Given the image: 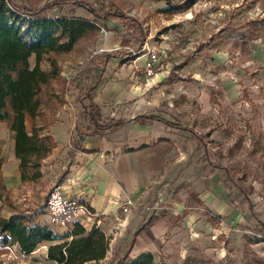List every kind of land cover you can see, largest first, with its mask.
Returning a JSON list of instances; mask_svg holds the SVG:
<instances>
[{
	"label": "rangeland",
	"instance_id": "rangeland-1",
	"mask_svg": "<svg viewBox=\"0 0 264 264\" xmlns=\"http://www.w3.org/2000/svg\"><path fill=\"white\" fill-rule=\"evenodd\" d=\"M13 1L20 6L43 9L57 0ZM89 1L96 4L95 0ZM187 1L109 0L117 10L140 20L146 39L131 60H111L97 93L104 81L110 86L119 84L121 89L140 92L137 97L152 100L159 115L203 134L214 159L227 171L220 170L223 181L229 175L237 186L232 190L236 204L247 194L255 205L257 218L247 206H238L236 216H229L217 225L214 239L205 234L194 241L182 231L175 234L168 231L164 244H215L214 249L191 245L184 251L167 248L156 254V264H264V229L258 222L264 223V0H198L190 6L185 4ZM38 18H74L98 27L79 39L71 51L45 56L42 69L52 71L48 58L54 59L57 74L41 93L40 116L27 127L32 133L36 125L44 134V129L53 131L63 124L72 125L74 115L66 114L71 104L79 108L73 110L77 121L83 118L79 115L81 103L76 104L75 100L82 88H90L96 82L101 72L99 63L106 54L120 49L125 29L120 21H96L92 13L72 3L43 9ZM19 24L24 29L30 26L24 18ZM152 54H157L156 74L146 78L143 67ZM30 62L35 65V55ZM56 135L61 139L63 132ZM79 142L73 139L72 149ZM173 143L179 148L189 147V133L178 131L177 143ZM193 151L190 161L201 162L203 149L194 145ZM66 156L60 154L52 163L42 161L47 180L21 185L16 199L6 185L3 171L6 167L13 172L19 161L8 123H1L0 183L6 185L9 195L0 190V218L18 210L31 214L34 223L35 211L45 212L49 193L62 182ZM189 192V184L180 182V178H160L155 196L145 206L146 212H155L166 220L164 215L171 210L181 212L182 207L198 205ZM183 197L187 199L181 206ZM31 204L38 207L33 210ZM210 214L214 220L218 219L212 210ZM167 221L177 226L175 217ZM13 244L9 242L7 246L17 251V258L9 256V250L0 244V264H53L45 251L49 244L41 245L30 255H23L19 246Z\"/></svg>",
	"mask_w": 264,
	"mask_h": 264
},
{
	"label": "crops",
	"instance_id": "crops-1",
	"mask_svg": "<svg viewBox=\"0 0 264 264\" xmlns=\"http://www.w3.org/2000/svg\"><path fill=\"white\" fill-rule=\"evenodd\" d=\"M105 75L107 76L106 72L103 79ZM95 90L92 95L93 102L102 109V124L112 120L127 119L128 123L124 127L109 132L88 134L90 126L86 121L84 108L89 105L90 100L81 101L79 94L75 102L81 103L80 112L84 114L79 115H83V118L77 121L73 110L78 111L79 108L71 104V109H68L69 112L66 114L68 117L74 115L72 125L63 124L62 127L53 131L44 129V134L54 139L56 147L43 162L52 163L60 154L67 155L64 158L67 161L64 168L66 172L59 186L67 198L75 199L91 208L93 216L87 220L88 231L93 227L100 228L109 239L106 257L98 263L86 264H110L116 255H122L127 250H130L129 257L132 259L144 253H152L156 261V254L167 248L184 251L191 245L205 250L214 249L215 244H164L166 243L164 236L168 231L173 234L182 231L183 234L191 235L194 241L205 234L214 239L217 225L221 223V220L236 216L238 205L232 203V200L236 202V199L233 191H228L225 186L226 179L223 181L220 174L222 169L216 170L213 176H208L210 168L204 153L201 162L190 161L194 145H199L189 131L171 128L167 123L160 121L135 120L138 116L152 114L165 121L178 123L159 115L152 100L137 97L141 94L140 92L121 89L119 84L110 86L105 81L98 93V89ZM136 97L138 100L133 101ZM30 122L33 123V120L27 117V127ZM178 131L189 133L191 142L189 147L179 148L173 143H177ZM61 132L63 135L60 139L56 134ZM12 135L14 149V134ZM73 139L80 141V145L74 149L70 145ZM167 162L169 165H166ZM44 163L42 164V181L47 180ZM5 168L3 175L6 185H9L8 189L17 199L19 187L23 185L19 166L13 172ZM160 178L166 180L180 178V182L189 184V195L198 205L182 207L181 212L171 210L164 215L166 220L160 214H154L155 212L147 213L145 206L155 196ZM126 196H133L135 201L139 202L138 206L128 214H124L119 208L120 202ZM186 199L183 197L180 201L181 206L185 205L182 202ZM30 207L34 210L38 206L31 204ZM211 210L217 215V220H210L206 212ZM35 212L37 216L34 224L49 225L60 234L67 233L65 229L52 223L46 208L45 212L38 213L37 210ZM166 216L175 217L177 226L174 227L173 223L168 224L169 217ZM177 253H180L179 250ZM168 262L170 263V260Z\"/></svg>",
	"mask_w": 264,
	"mask_h": 264
},
{
	"label": "trees",
	"instance_id": "trees-1",
	"mask_svg": "<svg viewBox=\"0 0 264 264\" xmlns=\"http://www.w3.org/2000/svg\"><path fill=\"white\" fill-rule=\"evenodd\" d=\"M195 1L198 0H188L185 4L190 6ZM95 2L96 4L89 0H57L43 8L56 9L58 5L72 3L92 13L96 21H120L125 29L120 49L106 54L105 60L99 63L101 72L96 82L90 88L85 87L80 90L79 99L90 100L89 105L84 108L86 121L90 126L88 134L117 130L128 123L127 119H120L102 124V109L93 102L92 95L102 82L111 60H131L133 54L142 49L146 39L145 29L139 19L117 10L118 8H114L109 0H95ZM181 7H184V4L180 5L179 9ZM43 9L20 6L13 0L0 2V124L7 122L8 128L14 134V153L19 161L22 184L41 180L42 161L56 147L54 139L50 135L42 134V129L34 125L30 133L26 126L27 117H30L35 124L40 116L41 93L57 74V63L54 59L48 58L52 71L47 72L42 69L45 56L50 53L69 52L87 32L94 33L98 30L95 23L87 20L74 18L40 20L38 15ZM21 18L30 22L28 28L24 29L20 26ZM33 55L36 58L34 66L30 62ZM135 120L160 121L167 123L171 128L189 131L203 149L210 168L208 176H213L216 170L224 169V166L214 159L215 155L206 137L193 128L165 121L152 114L138 116ZM225 186L230 192L237 188L229 175L226 176ZM0 190L9 195L5 184L0 183ZM1 192L0 197H2ZM232 203H236L235 200H232ZM238 206H247L250 214L257 218L255 205L247 194ZM206 213L213 221L210 212ZM258 222L264 229V223L260 220ZM9 242L17 244L23 255H30L41 245L49 244L47 259L53 264L98 263L106 257L109 248V239L100 228L93 227L87 231L75 223L70 232L60 234L49 225L34 224L31 214L18 211L8 218H0V244L4 246ZM129 254L130 250H127L122 255H116L110 264H156L152 253H144L134 259L130 258Z\"/></svg>",
	"mask_w": 264,
	"mask_h": 264
},
{
	"label": "built area",
	"instance_id": "built-area-1",
	"mask_svg": "<svg viewBox=\"0 0 264 264\" xmlns=\"http://www.w3.org/2000/svg\"><path fill=\"white\" fill-rule=\"evenodd\" d=\"M157 54H152L146 61L143 67L146 78H151L156 74ZM137 202L133 196H126L124 200L120 202L119 208L124 214H128L136 206ZM47 212L49 213L52 223L59 228L65 229L70 232L75 223H78L88 231L87 220L90 216H93L91 210L82 202H79L72 198H67L60 186L52 190L47 199L46 204ZM1 248L9 250V256L17 258V251L12 249L10 245H4Z\"/></svg>",
	"mask_w": 264,
	"mask_h": 264
}]
</instances>
